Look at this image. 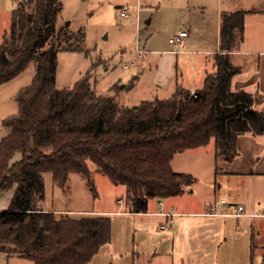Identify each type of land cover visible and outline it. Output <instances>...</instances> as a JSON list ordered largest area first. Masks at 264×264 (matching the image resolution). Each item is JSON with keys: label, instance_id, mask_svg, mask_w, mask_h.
<instances>
[{"label": "trees", "instance_id": "trees-1", "mask_svg": "<svg viewBox=\"0 0 264 264\" xmlns=\"http://www.w3.org/2000/svg\"><path fill=\"white\" fill-rule=\"evenodd\" d=\"M60 0H15L6 42L0 44V85L34 67L31 83L18 91L16 115L1 121L0 194L13 191L0 211V253L32 264H87L110 241L103 216L55 215L42 208L45 174L70 193V175L94 194L92 175L125 187V207L146 213L150 200L178 197L196 182L174 172V155L214 142L215 159L231 162L242 135L264 138V113L255 97L232 91L239 73L230 53L243 40L244 12L221 15L214 72L201 89H177L169 99L142 101L134 108L99 95L84 76L70 89L55 88L57 53H85L82 29L58 26ZM15 154L20 160L13 162ZM89 165L94 167L91 171Z\"/></svg>", "mask_w": 264, "mask_h": 264}, {"label": "crops", "instance_id": "crops-1", "mask_svg": "<svg viewBox=\"0 0 264 264\" xmlns=\"http://www.w3.org/2000/svg\"><path fill=\"white\" fill-rule=\"evenodd\" d=\"M165 3L168 13L176 17V24L179 25L178 30L176 27L172 29L173 35L185 30L187 38L181 53H176L169 44L170 37L167 42L172 48L155 53L160 58L157 66L159 82L155 86H168L176 80L179 56H184L192 76L182 81L180 86L175 82V87L190 93L201 89L205 77L214 72L213 56L219 52L221 15L244 12L243 40L239 48L230 53L232 65L239 69V73L231 79L230 88L234 92L253 95L254 108L264 113V0H165ZM207 9L214 13L211 47L203 51H189L187 45L191 46L198 39L202 40L203 48L208 42L206 34L210 29V20L206 15ZM138 10H142V6L137 7L134 15L137 28ZM127 17L128 14L122 18ZM150 23V20L145 21L147 26ZM57 24L63 25L60 17ZM195 55L202 57L196 58ZM6 134L3 129L0 130V141ZM208 145L211 154L204 157L202 167L196 171L190 167L177 171L190 174L208 190L196 192L195 182L190 192L186 191L181 196L150 200L146 213L128 212L126 207L121 208L119 199L115 211L50 208L44 205L45 198L41 206L55 215L103 216L110 219V241L87 264H254L255 258L258 264H264V138L248 134L238 137L237 155L231 162L216 160L213 140ZM18 160L20 155L15 154L12 161ZM172 163L174 157L171 168ZM46 177L51 181L50 174H45ZM12 196L13 191L0 194V211L8 208ZM219 201L227 202L228 206H218ZM212 205H217L216 216L208 215ZM234 206L243 207L240 216L232 215ZM166 214L174 216L171 219L164 216ZM169 220L171 225H168ZM161 226L165 229L161 230ZM0 264L32 263L0 253Z\"/></svg>", "mask_w": 264, "mask_h": 264}, {"label": "rangeland", "instance_id": "rangeland-1", "mask_svg": "<svg viewBox=\"0 0 264 264\" xmlns=\"http://www.w3.org/2000/svg\"><path fill=\"white\" fill-rule=\"evenodd\" d=\"M60 1L62 10L59 17L63 25L69 24L70 30H83L85 34L83 48L86 54L57 53L55 71L57 90L70 89L75 82L86 76L96 94L111 96L113 94L111 89L114 87L117 90L115 100L122 105L134 108L142 101L169 99L175 90L181 89L175 87V82L180 86L182 81L191 78L190 65L187 68L184 62L185 57L179 56L176 80L168 86L162 84L159 87L155 86L159 82L158 62L160 60L159 55L155 53L172 48L167 41L173 35L172 29L176 27L178 30L179 27L176 24V17L168 13L165 0ZM14 6L15 0H0V44L5 41L4 37L9 31ZM139 6H142V10H138L137 28L134 15ZM124 8L128 10L127 18L121 16ZM206 15L210 20L206 46L203 48L202 40L198 39L191 46L187 45V50L197 52L209 49L210 39H213L214 35L211 26L212 22L214 23V13L207 9ZM146 20H150L149 26L145 24ZM136 47L143 52L142 56L139 57L135 53ZM195 57L201 59L202 56L195 55ZM33 73L34 67L30 65L22 74L0 85V130L3 119L17 114L18 106L15 96L19 90L31 83ZM210 154L209 145L198 150L182 152L174 156L172 166L175 170L172 169L177 172L188 170L190 167L196 171L197 168L202 167L204 157ZM89 168L94 171L92 165H89ZM197 175L200 176L199 173ZM92 181L95 194L87 188L84 180L77 175H72L70 193L66 196L46 177L44 205L74 211H115L118 208L116 201L119 199L121 208H125L124 186L114 185L107 177L95 173L92 175ZM194 189L197 192L208 190V187L196 182ZM188 191L190 192V189ZM256 261L257 258L254 264H258Z\"/></svg>", "mask_w": 264, "mask_h": 264}, {"label": "built area", "instance_id": "built-area-1", "mask_svg": "<svg viewBox=\"0 0 264 264\" xmlns=\"http://www.w3.org/2000/svg\"><path fill=\"white\" fill-rule=\"evenodd\" d=\"M121 16L122 17H126L127 16V12L125 9H123L121 11ZM187 38V32L185 30H179L177 31L174 35H172L169 38V44L174 48V51L176 53H181L184 46H185V39ZM136 54L140 57L142 56V51H140L138 48H136L135 50ZM124 68H126V66H124ZM190 95H192L193 97H195L194 92H191ZM218 206L221 207H227L228 204L225 201H219L218 202ZM208 215L210 216H216L217 215V205H212L209 207L208 209ZM243 207L242 206H234L232 208V215L233 216H240L243 213ZM164 216H167L169 218L172 219V217L174 216L173 214H166ZM264 217V214L262 215ZM172 221L169 220L168 221V225H171ZM161 230L165 229V226H161L160 227ZM264 231V228H263Z\"/></svg>", "mask_w": 264, "mask_h": 264}, {"label": "water", "instance_id": "water-1", "mask_svg": "<svg viewBox=\"0 0 264 264\" xmlns=\"http://www.w3.org/2000/svg\"><path fill=\"white\" fill-rule=\"evenodd\" d=\"M65 26H68V23H66ZM5 42H6V40H5Z\"/></svg>", "mask_w": 264, "mask_h": 264}]
</instances>
